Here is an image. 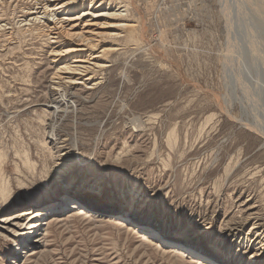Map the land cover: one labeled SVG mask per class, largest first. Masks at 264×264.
Returning <instances> with one entry per match:
<instances>
[{"label": "rangeland", "instance_id": "obj_1", "mask_svg": "<svg viewBox=\"0 0 264 264\" xmlns=\"http://www.w3.org/2000/svg\"><path fill=\"white\" fill-rule=\"evenodd\" d=\"M24 3L0 0V264H216L116 215L122 204L170 240L204 243L224 264H254L241 250L253 222L249 236L264 245L257 4L105 0L134 28L114 40L98 85L72 93L69 114L56 116L48 107L50 38L29 27ZM67 188L82 205L42 207ZM24 210L41 214L39 231L26 238L43 241L14 255L19 236L1 220ZM234 227L239 240L228 235Z\"/></svg>", "mask_w": 264, "mask_h": 264}, {"label": "bare ground", "instance_id": "obj_2", "mask_svg": "<svg viewBox=\"0 0 264 264\" xmlns=\"http://www.w3.org/2000/svg\"><path fill=\"white\" fill-rule=\"evenodd\" d=\"M79 1L80 0H27V3H24L25 5H28V9L30 10V19H28V24H30L29 27L42 26L50 38V41L48 39L51 45L49 56L52 64L56 67H54L55 72L50 79V92L53 100L48 103V107L55 110L56 116L61 115V113L69 114V110L71 109L69 108L71 107L70 97L73 96L72 93L84 90V88L94 89L95 86L98 85L100 81H98L99 78H95L96 73L99 70L110 67L106 56L118 48V46L116 47L114 40L116 37H122L121 33L126 32V29L128 31L129 29L134 28V25L131 22L124 23V14L121 9L105 7V0H90V3L88 2L89 7L84 9L82 7L87 5L85 2L86 0H81V3H78ZM246 1L248 2V0ZM249 1L254 5L257 4V8L259 9L258 14L263 16L264 0ZM2 29L3 26L1 25L0 33H4V29ZM8 37L10 36L8 35ZM65 157H68L66 153ZM63 170L64 168L62 167L60 171ZM61 180H65V178L61 177ZM73 184L74 182L71 184V187L74 186ZM71 191H73L71 188H67L65 191L61 190L54 197H51V200H45L46 202L43 201L45 204H43L42 207L52 210L53 208L60 206L63 207L70 204V208L74 209L78 204L82 205L77 196H72L70 194ZM31 202L33 204H30L31 207L34 205H37L38 208L41 207L38 206V201ZM125 205L122 204L117 208L116 215L118 214V216L123 217L125 220H129V222L132 221L139 223L141 229L144 228V232H147L150 236L155 237L158 240L161 239L164 243H175L178 246L187 249V253L190 252L197 257L206 256L216 264H224V262H220L221 260H219V257L209 255L211 253L208 251V246L204 243H201L200 245H191L177 240L173 241L170 240V234L164 230L165 228L160 230L157 229V224L155 222L151 220H138L137 218L130 219L129 216L131 211H127L128 208ZM247 205L250 206L249 203ZM25 215H28L26 221L24 224H20L19 221H21L22 217ZM40 215L41 214L38 210H33L32 212L24 210L17 216L3 217L1 220V223L3 224V228H1L2 230L4 229L6 232H10V234L12 232L16 233V235L19 236L18 238L20 242L18 241V245L14 248L15 250L12 251L14 252V255H16L20 249L25 250L26 248H31L34 242L39 243L43 241V238L40 236H37L32 241L26 238L32 233L39 231L41 224L39 223L40 219L38 216L40 217ZM235 229L236 227L229 229L228 235H231V233L234 232L235 238H238L236 236L240 234V231ZM255 229H257V223L253 222V225L246 233L247 239L249 238V244L246 247L248 250H246L245 253L241 250L244 255L251 253V262L255 261L254 264L261 261L264 257V251H262L264 245L261 246L260 249L258 247V244L260 243L258 241L259 237L256 238V241L255 238L253 240V238L249 236L250 233L255 231ZM234 241L235 240H233L232 243H234ZM29 255L32 256L33 254L30 253Z\"/></svg>", "mask_w": 264, "mask_h": 264}]
</instances>
